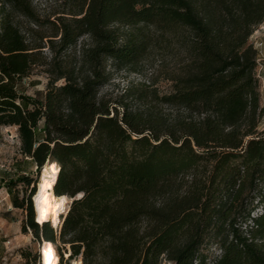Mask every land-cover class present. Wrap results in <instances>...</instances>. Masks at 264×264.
I'll list each match as a JSON object with an SVG mask.
<instances>
[{"label": "trees", "instance_id": "trees-1", "mask_svg": "<svg viewBox=\"0 0 264 264\" xmlns=\"http://www.w3.org/2000/svg\"><path fill=\"white\" fill-rule=\"evenodd\" d=\"M56 1L42 19L32 0H0V128L17 129L38 174L57 163L54 193L72 200L59 226L39 224L37 180H12L22 233L54 244L60 264H209L210 245L221 251L214 264H264V108L250 43L264 0ZM174 44L190 63L172 93L142 85L117 102L102 95L108 61L135 66ZM40 66L44 98L21 89ZM21 254L43 264L40 251Z\"/></svg>", "mask_w": 264, "mask_h": 264}, {"label": "rangeland", "instance_id": "rangeland-1", "mask_svg": "<svg viewBox=\"0 0 264 264\" xmlns=\"http://www.w3.org/2000/svg\"><path fill=\"white\" fill-rule=\"evenodd\" d=\"M32 1L36 12L42 19L53 15L59 10V3H57L56 0ZM17 21L20 22L25 30L29 27L36 28L34 24L24 17L17 16ZM41 30L42 32L50 33L49 25H47V23H44V27ZM88 42L89 38L85 37L77 46L72 47L66 53L67 56H71V61H73L75 55L80 52L83 44ZM250 43L254 45L258 52V67L256 72L260 81L261 106L264 108V23L256 28L250 39ZM43 54L49 59H52L54 56L53 52L48 47L44 49ZM189 63L190 57L188 53L178 44H174L169 48H165L164 46L152 49L149 55L135 66L119 65L110 60L107 63L109 80L101 93L113 102H117L118 100H122L128 94V90L132 88L137 89L142 85H147L156 89L161 97L169 95L173 91V78L180 72H184V69ZM48 70L49 67L47 66L35 68L33 70V75L23 81L21 89L33 97L44 98L49 83V77L45 73L48 72ZM125 101L131 106H137L138 104L136 99L131 96H127ZM157 106L158 109L168 117H173L177 113V111L169 105L159 103ZM259 132L264 134V114L260 122ZM20 148L21 142L17 134V129L0 128V264H26V260L23 258L21 250L28 249L34 253L38 247V243L34 241L19 248H16L17 245L11 243L16 237V234H14V228L18 223L22 226L26 214L21 210L14 208L12 202L13 196L8 189V184L20 176L30 175L37 180L36 188L38 193L42 176L46 168H43L40 174H38L34 162L29 158H25L21 154ZM36 195L33 197V204L37 216L35 207ZM71 202L72 200L69 199V203ZM66 208V210H68L69 204ZM64 213L65 212L61 213L57 226L61 224ZM257 213L258 212L256 211L255 214ZM51 224L53 225V222H51ZM42 245L43 244L39 247L41 248ZM204 254L207 257L208 263L214 264L215 260L220 256L221 251L216 246L210 245L204 249ZM79 261L82 260H74L71 264H81Z\"/></svg>", "mask_w": 264, "mask_h": 264}, {"label": "bare ground", "instance_id": "bare-ground-1", "mask_svg": "<svg viewBox=\"0 0 264 264\" xmlns=\"http://www.w3.org/2000/svg\"><path fill=\"white\" fill-rule=\"evenodd\" d=\"M59 169L57 163H49L44 170L39 191L35 197L36 218L39 224L53 222V225L57 226L61 213L67 212L69 198L67 196L57 197L54 193ZM42 261L44 264H60L54 244L48 242L44 244ZM79 262L83 264L82 261Z\"/></svg>", "mask_w": 264, "mask_h": 264}, {"label": "crops", "instance_id": "crops-1", "mask_svg": "<svg viewBox=\"0 0 264 264\" xmlns=\"http://www.w3.org/2000/svg\"><path fill=\"white\" fill-rule=\"evenodd\" d=\"M22 226L18 223L16 227L14 228V234H16L15 239L11 241V243L17 245L16 248H19L23 245H27L29 243H32L33 241V235H23L21 232ZM40 245H38L36 252L40 251Z\"/></svg>", "mask_w": 264, "mask_h": 264}, {"label": "built area", "instance_id": "built-area-1", "mask_svg": "<svg viewBox=\"0 0 264 264\" xmlns=\"http://www.w3.org/2000/svg\"><path fill=\"white\" fill-rule=\"evenodd\" d=\"M44 244H45V243H44ZM44 244H43L42 247L40 248V249H41V252H42V248H43ZM40 254H41V258H42V253H40Z\"/></svg>", "mask_w": 264, "mask_h": 264}, {"label": "water", "instance_id": "water-1", "mask_svg": "<svg viewBox=\"0 0 264 264\" xmlns=\"http://www.w3.org/2000/svg\"><path fill=\"white\" fill-rule=\"evenodd\" d=\"M40 253H42V252H41V249H40Z\"/></svg>", "mask_w": 264, "mask_h": 264}]
</instances>
